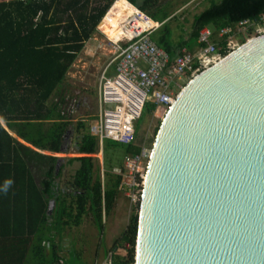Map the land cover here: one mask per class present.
<instances>
[{"label":"trees","instance_id":"16d2710c","mask_svg":"<svg viewBox=\"0 0 264 264\" xmlns=\"http://www.w3.org/2000/svg\"><path fill=\"white\" fill-rule=\"evenodd\" d=\"M118 4L136 6L160 23L152 38L171 58L183 46L192 50L200 30L209 25L217 31L232 27L242 19L264 15V0L212 2L193 16L187 38L173 40L166 3L162 5L159 0L2 1L0 120L17 138L39 149L67 151L70 120L63 113L65 99L64 96L57 101L51 98L83 43L96 25L100 26L111 7ZM226 44L227 41L218 44L221 52L225 51ZM145 110L153 112L155 108L147 105ZM76 130L81 134L75 150L84 155L66 158L65 162L52 156L43 158L48 166L39 187L19 154V150L27 151L26 147L0 124V264H78L74 251L65 259L60 255L56 236L68 226L80 225L85 214H89L92 224L102 231V216L110 212L119 192L122 167L113 173L105 170L101 180L95 158L89 156L98 150L97 142L87 134L84 122L77 123ZM118 145L103 141V156L108 150H119L122 159L125 153L138 151V148ZM75 161L69 187H61L56 178L65 163ZM6 181L12 183L5 193ZM51 200L54 205L49 212ZM134 208L126 228L110 250L121 247L126 254L111 253L113 262H134L139 202Z\"/></svg>","mask_w":264,"mask_h":264},{"label":"water","instance_id":"95a60500","mask_svg":"<svg viewBox=\"0 0 264 264\" xmlns=\"http://www.w3.org/2000/svg\"><path fill=\"white\" fill-rule=\"evenodd\" d=\"M134 261L264 264V33L193 76L167 109L148 157Z\"/></svg>","mask_w":264,"mask_h":264},{"label":"built area","instance_id":"2783aa9c","mask_svg":"<svg viewBox=\"0 0 264 264\" xmlns=\"http://www.w3.org/2000/svg\"><path fill=\"white\" fill-rule=\"evenodd\" d=\"M123 22L125 27L120 38H106L110 55L99 74L97 113L87 124V133L99 146L103 141H111L138 148L137 152L123 155L118 185V191L136 204L141 199L151 152L146 144L136 141L135 123L142 117L145 107L151 105L155 110H167L185 81L239 45L233 43L235 38H242L241 44L263 34L264 15L242 19L232 27L225 26L217 31L205 27L199 32L196 50L183 46L173 58L153 40L152 34L160 23L146 12L137 7ZM222 41H227L224 52L218 48ZM105 264H135V261L113 262L110 252Z\"/></svg>","mask_w":264,"mask_h":264},{"label":"rangeland","instance_id":"374dc122","mask_svg":"<svg viewBox=\"0 0 264 264\" xmlns=\"http://www.w3.org/2000/svg\"><path fill=\"white\" fill-rule=\"evenodd\" d=\"M10 1V0H0ZM182 0H159V3H166L169 13L170 25L173 29V40L179 37L187 38L191 30L193 16L199 14L208 8L212 2L220 0H195L197 8L179 10ZM119 8H125L120 4L114 5ZM113 6V7H114ZM112 8V7H111ZM188 11V12H187ZM186 12V13H185ZM212 29V26H208ZM101 32H100V31ZM106 30L103 27L95 28L91 36L83 43L82 49L70 68L68 69L64 80L55 91L52 99L59 100L60 96H64L65 107L63 113L69 117L70 137L68 139V149L60 154L66 158L83 155L76 152L75 145L80 139L81 132H77L76 124L84 122L85 130L87 124L93 119L97 113V85L100 71L105 66L110 55V46L106 37L103 35ZM242 38H235L233 43L240 44ZM177 91V89H176ZM167 110L164 108L147 112L144 110L142 117L135 123L136 141L138 144H146V147L152 148L156 130L158 129ZM121 147L120 145H118ZM26 154H31L25 151ZM95 158L97 165V173L102 180L104 171L109 170L112 173L117 172L122 167V159L119 150H108L104 153L97 150L93 154H89ZM43 163L32 162V169L36 180L40 183V179L44 176ZM77 161L73 163H65L60 175L59 184L61 187H69V181ZM135 212L134 204L129 200L123 192H118L115 197L112 209L107 215L102 216V231H98L92 224L89 214L82 216L81 223L78 226H68L61 234L56 236V242L60 246V255L67 258L69 253L74 251L77 254L78 264H105L110 257L111 245L122 234L126 228L129 218ZM112 254L125 255L126 252L121 247L114 249ZM111 254V258H112Z\"/></svg>","mask_w":264,"mask_h":264},{"label":"crops","instance_id":"0c3cea01","mask_svg":"<svg viewBox=\"0 0 264 264\" xmlns=\"http://www.w3.org/2000/svg\"><path fill=\"white\" fill-rule=\"evenodd\" d=\"M113 2V1H112ZM195 0H182L180 2V8L179 10L181 11H186V9H195L197 8V4L194 3ZM110 7V6H109ZM108 7V8H109ZM107 11V10H106ZM105 11V12H106ZM188 12V11H187ZM186 13V12H185ZM105 14V13H104ZM101 20V19H100ZM98 24V23H97ZM97 28V25L96 27ZM100 31V30H99ZM101 32V31H100ZM197 49V44L194 45L192 51L196 50ZM52 99V98H51ZM0 124L1 126L6 130V132L12 137L14 138V140H16L19 144L25 146L26 148H24L25 150L29 151L31 154H26L23 150H19V154L21 157H23L24 161L27 163L29 169L31 170V173L33 174V177H34V180H35V183L41 187V180L42 178L40 179V183H38V180H36V177L34 175V172H33V169H32V162H35L36 163V166L38 163H43V168L47 167L48 164L43 160V158H45L46 156H52V157H57V158H60V159H64V157H61L60 154L64 153V152H53V151H50V150H45V149H39L37 147H34L32 146L30 143L24 141V140H20L19 138H17L15 135H14V132L8 130L6 128V126L4 125V123L0 120ZM86 132H87V128H86ZM88 134V133H87ZM96 140V139H95ZM97 142V141H96ZM98 145V143H97ZM28 148V149H27ZM102 143L101 145L99 146L98 145V150L99 151H102ZM84 155V154H83ZM44 156V157H42ZM81 156V155H80ZM44 173V172H43ZM62 173V172H61ZM44 177V176H43ZM59 177L56 178L57 180V183L59 184ZM60 185V184H59Z\"/></svg>","mask_w":264,"mask_h":264},{"label":"bare ground","instance_id":"6f19581e","mask_svg":"<svg viewBox=\"0 0 264 264\" xmlns=\"http://www.w3.org/2000/svg\"><path fill=\"white\" fill-rule=\"evenodd\" d=\"M136 12V8L132 6H125V8H119L118 6H112L110 11L103 18L99 27H103L106 30L104 36L111 40H117L123 34L125 27V18ZM98 27V28H99Z\"/></svg>","mask_w":264,"mask_h":264},{"label":"clouds","instance_id":"9594fccd","mask_svg":"<svg viewBox=\"0 0 264 264\" xmlns=\"http://www.w3.org/2000/svg\"><path fill=\"white\" fill-rule=\"evenodd\" d=\"M133 5V4H132ZM133 6H135V5H133ZM108 10V9H107ZM11 181H6L5 182V186H4V189H3V191L6 193L7 192V190H8V187L11 185Z\"/></svg>","mask_w":264,"mask_h":264}]
</instances>
